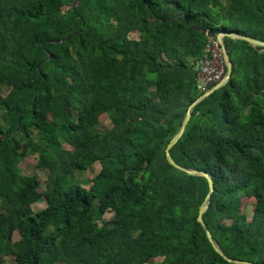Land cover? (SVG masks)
I'll use <instances>...</instances> for the list:
<instances>
[{"label":"trees","instance_id":"1","mask_svg":"<svg viewBox=\"0 0 264 264\" xmlns=\"http://www.w3.org/2000/svg\"><path fill=\"white\" fill-rule=\"evenodd\" d=\"M74 2L0 0V264H233L197 219L208 180L165 149L207 90V33L264 40V0ZM224 43L232 76L171 155L211 174L203 218L224 253L264 264V51ZM30 155L44 188L18 169ZM95 163L89 187L76 181Z\"/></svg>","mask_w":264,"mask_h":264},{"label":"water","instance_id":"2","mask_svg":"<svg viewBox=\"0 0 264 264\" xmlns=\"http://www.w3.org/2000/svg\"><path fill=\"white\" fill-rule=\"evenodd\" d=\"M76 2H77V0H75L74 5L76 4ZM215 37L220 42V44L222 46V49H223L226 73H225L223 78L218 83H216L213 86H211L210 88H208L202 95H200L194 102H192L190 104V106L188 107L187 111L185 112V115L183 117V121L181 123V126H180L179 130L170 139V141H169V143H168V145H167V147L165 149V153H166L167 160L174 167H176V168H178L180 170H183V171H185V172H187L189 174H192V175L204 176L208 180L209 192H208L205 200L201 204V206L199 208V212H197V214H198L197 219L202 224V226L204 227L205 232L207 234V237H208L210 243L212 244V246L214 247V249L216 250V252L219 253L225 260H227L228 262L233 263V264H259V263H255V262H252V261L234 259V258H231V257L227 256L224 253V251L219 246L218 242L214 238L213 234L209 230V228H208V226L205 223L204 218H203L204 213L209 208L210 200H211V193L214 190V181H213V178H212L211 174L207 173L204 170H200V169H196V168H185V167L181 166L179 163H177L175 161V159L171 155L172 147L178 142V140L182 137L183 133L186 130L187 124L189 123V121H190V119L192 117L193 108L200 101H202L204 98H206L211 93H213L215 90H217V89L223 87L224 85H226L228 83V81L230 80L231 76H232L234 64H233V61L231 60V57H230V55L228 53V50H227V47H226V45L224 43V37H231V38L244 40V41L248 42L251 46L258 47V48H260L261 51H264V40H261V39L256 38V37H252V36L244 35V34H239L237 32H227V31H221L218 34H216Z\"/></svg>","mask_w":264,"mask_h":264},{"label":"rangeland","instance_id":"3","mask_svg":"<svg viewBox=\"0 0 264 264\" xmlns=\"http://www.w3.org/2000/svg\"><path fill=\"white\" fill-rule=\"evenodd\" d=\"M110 127V121L108 119H105L104 121H102L99 126L98 129L102 130L103 128H108ZM65 147H71V145L69 144H65ZM18 169L20 170V172L22 174H27V175H37L39 177V179L41 180V186L42 188L45 187V181L46 178L48 177V171L46 169H42L39 168L37 163H36V159L34 156L30 155L27 156L25 158H23L19 164H18ZM100 169V164L99 163H95L93 166H91L90 169L83 171V172H77L75 174V179L76 181L80 182L81 184H83L85 187H89L92 183V178L96 175V173L98 172V170ZM250 202V201H249ZM46 203L44 198H42L40 201L36 202L33 204V208L35 210L41 209L43 207H45ZM245 214L247 215L248 219H252L253 217V209H252V203L250 202V204H248L246 210H245ZM107 216H109V213H106ZM19 233L14 230L11 238L12 240H17L19 239ZM163 260V258L158 257L156 259H154V261L152 262V264H158ZM7 263L8 264H16L17 263V257H10L7 259ZM61 264V263H58ZM145 264H149V263H145Z\"/></svg>","mask_w":264,"mask_h":264},{"label":"built area","instance_id":"4","mask_svg":"<svg viewBox=\"0 0 264 264\" xmlns=\"http://www.w3.org/2000/svg\"><path fill=\"white\" fill-rule=\"evenodd\" d=\"M208 42L194 66L199 89L205 90L218 83L225 75L223 49L215 35L207 33Z\"/></svg>","mask_w":264,"mask_h":264}]
</instances>
